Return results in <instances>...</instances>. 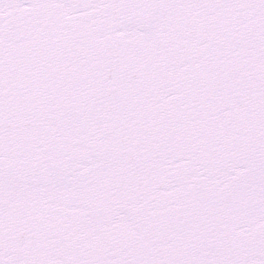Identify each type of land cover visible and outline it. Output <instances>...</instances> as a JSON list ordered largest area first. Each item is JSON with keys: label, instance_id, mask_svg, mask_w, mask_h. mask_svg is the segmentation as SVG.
I'll list each match as a JSON object with an SVG mask.
<instances>
[{"label": "snow or ice", "instance_id": "1", "mask_svg": "<svg viewBox=\"0 0 264 264\" xmlns=\"http://www.w3.org/2000/svg\"><path fill=\"white\" fill-rule=\"evenodd\" d=\"M0 264H264V0H0Z\"/></svg>", "mask_w": 264, "mask_h": 264}]
</instances>
